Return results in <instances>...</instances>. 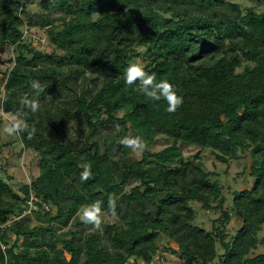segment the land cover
I'll list each match as a JSON object with an SVG mask.
<instances>
[{
  "label": "trees",
  "instance_id": "obj_1",
  "mask_svg": "<svg viewBox=\"0 0 264 264\" xmlns=\"http://www.w3.org/2000/svg\"><path fill=\"white\" fill-rule=\"evenodd\" d=\"M25 2L0 0V48L14 51L1 109L22 115L17 136L39 172L17 188L0 179V223L10 220L0 264H151L162 236L182 264H264L254 254L264 246V11L231 0H41L32 14ZM32 27L48 51L25 42ZM137 61L182 97L174 112L139 81L125 83ZM135 136L139 160L121 143ZM156 136L210 149L226 165L248 156L251 185L228 194L176 146L150 152ZM31 195L49 211L26 213ZM97 200L100 228L80 215ZM190 203L219 214L211 229ZM233 217L240 226L229 234Z\"/></svg>",
  "mask_w": 264,
  "mask_h": 264
},
{
  "label": "rangeland",
  "instance_id": "obj_2",
  "mask_svg": "<svg viewBox=\"0 0 264 264\" xmlns=\"http://www.w3.org/2000/svg\"><path fill=\"white\" fill-rule=\"evenodd\" d=\"M26 7L32 14L43 12L40 7L41 0H25ZM237 3L241 9L246 12L248 9H253L257 12L264 11V0H231ZM25 42L37 46L40 51H48L45 46L44 33L37 28H24ZM14 54L13 49L9 47L0 48V179L7 182L11 188H17L15 185L20 183H28L37 177L39 172L38 156L29 150H24L17 135L9 136L4 128L9 121L13 119L9 115L3 113L1 109V98L3 94L4 75L10 70L12 63L8 60L9 55ZM139 64V62H136ZM121 114H119L120 116ZM176 146L182 153L185 161L201 162L203 168L213 174L214 180L224 187V190L229 193L239 191L245 187H249L252 179L249 178L250 159L248 156H243L239 160H231L229 163H219L214 157L210 149L199 150L196 147L175 142L162 136H156L148 147L149 151L159 152L169 146ZM142 151L135 150L133 159L139 160ZM198 213L197 224L205 225L207 229L212 228V221L216 219L218 213H205L198 204L190 203ZM51 214H54V209H51ZM37 221L32 222L34 225ZM240 226V222L233 217L229 224L226 225V230L229 234L234 233ZM259 240H264V227L258 234ZM218 252H221L217 246ZM255 255L264 254V246H259L254 252ZM183 259L177 251L176 246L162 236L159 243L158 251L151 264H182ZM127 264H144L140 260H130ZM215 264V263H214Z\"/></svg>",
  "mask_w": 264,
  "mask_h": 264
},
{
  "label": "clouds",
  "instance_id": "obj_3",
  "mask_svg": "<svg viewBox=\"0 0 264 264\" xmlns=\"http://www.w3.org/2000/svg\"><path fill=\"white\" fill-rule=\"evenodd\" d=\"M155 74H149L145 71L144 67L137 63H131L125 72V83L129 86L133 85L135 81H139L142 86V91L144 94L153 100H160L164 98L168 102L167 110L169 112H174L177 107L181 105L182 97L178 96L173 88V85L168 81H161L160 83H154ZM33 87H38V82H33ZM159 90V94H157ZM33 111L39 108V105L35 102H29ZM27 127L25 120L21 114H16V116L9 121L8 125L4 128V131L9 135H19ZM121 143L133 150L143 151L145 148L144 141L141 136L135 137H124ZM90 165L84 166V171L81 173V181H86L90 178ZM113 206V216L114 212V202H111ZM101 204L102 201H94L80 209L81 219L85 224H91L95 228H100L101 220Z\"/></svg>",
  "mask_w": 264,
  "mask_h": 264
},
{
  "label": "built area",
  "instance_id": "obj_4",
  "mask_svg": "<svg viewBox=\"0 0 264 264\" xmlns=\"http://www.w3.org/2000/svg\"><path fill=\"white\" fill-rule=\"evenodd\" d=\"M38 204L41 205L43 210L49 211V207L45 203L40 202L34 195H31L29 201L27 202V205H28L29 209H28V211L26 213H30L31 211L36 210L38 208ZM9 224H10V220H8L5 224H1L0 223V230L4 229L7 226H9Z\"/></svg>",
  "mask_w": 264,
  "mask_h": 264
}]
</instances>
